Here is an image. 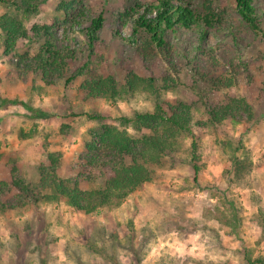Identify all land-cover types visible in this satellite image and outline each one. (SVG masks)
Segmentation results:
<instances>
[{
  "label": "rangeland",
  "instance_id": "374dc122",
  "mask_svg": "<svg viewBox=\"0 0 264 264\" xmlns=\"http://www.w3.org/2000/svg\"><path fill=\"white\" fill-rule=\"evenodd\" d=\"M62 1L74 0H49L25 21L27 29L50 25L54 20L62 23L63 16L57 12ZM76 1L87 16L103 13L107 27L112 23L111 15L126 3ZM210 1L216 11L224 10L227 20H231L226 28L238 31L237 40L244 54L241 60L247 70L239 66L232 90L217 91L200 84L193 90L192 73L180 66L179 85L164 98L190 106L194 120H205L207 107L243 98L250 104L253 118L246 121L242 115L236 121L206 130L199 150L203 170L195 183L191 167L185 162L190 145L186 139L172 166L157 170L152 182L116 208L85 215L64 203L52 202L0 212V264H246L245 254L264 257V239L254 221L258 207L264 209V40L242 26L232 0ZM8 8L0 3V16H20L13 6ZM129 29L126 26L122 34L127 35ZM57 33H62L60 25ZM210 37L211 45L222 44L221 57L236 55V45L227 32ZM101 39L106 65L120 80L121 50L109 39L107 29ZM40 43L21 40L15 53L8 56L0 48V182L7 179L14 165L21 177H33L36 167L49 165L52 155L62 177L92 170L85 161V148L99 131L101 121L88 116L107 114V123L120 126L121 118L130 119L137 112L154 108V100L147 94L117 102L84 100L79 82L65 85L57 80L45 86L24 75L16 65L18 56H32ZM127 51L132 69L146 76L139 60ZM234 62L238 64L239 60ZM151 67L152 73L159 75L166 65L157 60ZM225 70L224 65L218 69L220 73ZM10 101L23 102L32 111ZM124 129L134 133L131 124ZM239 140L250 152L253 168L248 186L231 188L223 173L230 149L221 143ZM4 158L9 159L8 165H2ZM17 195L9 184L3 199L14 203ZM233 213L236 217L232 221Z\"/></svg>",
  "mask_w": 264,
  "mask_h": 264
},
{
  "label": "trees",
  "instance_id": "16d2710c",
  "mask_svg": "<svg viewBox=\"0 0 264 264\" xmlns=\"http://www.w3.org/2000/svg\"><path fill=\"white\" fill-rule=\"evenodd\" d=\"M48 1L0 0L6 8L13 6L20 14L19 17L9 13L0 16L2 54H14L21 40L41 42L32 56L27 53L18 56L16 65L24 75L45 86H52L57 80L64 81L65 85L79 82L78 90L84 100L117 102L147 94L154 100V108L150 112H137L130 119L121 118L120 126L107 123V114L88 116L90 120L101 121L99 131L85 148V161L93 171L62 177L57 172V159L53 155L49 165L37 166L29 179L21 177L18 167L12 166L7 179L0 182V212L21 210L31 203L52 202L64 203L85 215L116 208L152 182L157 170L166 169L168 164L172 166L186 139L190 140V145L185 162L191 167L195 183L203 170L199 150L206 130L236 121L243 118L242 115L247 117L246 121L253 118V110L243 98L207 107L205 120H194L190 106L164 98L166 93L177 89L180 66L192 73L193 90L198 84L217 91L232 90L236 87L239 66L247 70L246 63L241 60L244 54L237 40L238 31H232L230 26L226 28L231 20H227L224 10L216 11L210 0L197 3L194 0L149 3L126 0L125 6L111 15L110 27L105 25L103 13L87 16L79 1H62L57 7V12L63 16L62 23L54 20L50 25H32L27 29L25 21ZM232 2L242 26L264 40V3L258 0ZM58 25L62 27L61 34L57 33ZM126 26L130 28L129 33L123 35ZM106 29L109 39L123 55L118 63L123 67L120 80L110 72L104 60L101 37ZM220 32H227L236 45L237 53L232 58L221 57L222 44L210 43L211 34L219 36ZM127 50L139 60L148 73L146 76L132 69ZM157 60L166 67L160 69L161 74L154 75L151 65ZM237 60L239 63L235 64ZM221 65L226 67L222 73L218 71ZM10 103L32 111L23 102ZM127 124H131L133 134L124 129ZM221 144L230 149L228 167L223 171L229 186H248L253 168L250 152L241 140ZM8 161L4 158L2 165H8ZM9 184L18 192L14 203L3 199ZM235 217L233 213L231 220ZM254 221L264 239L263 207H258ZM232 226L235 228L236 223ZM244 261L264 264V257L245 254Z\"/></svg>",
  "mask_w": 264,
  "mask_h": 264
}]
</instances>
